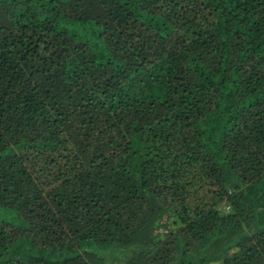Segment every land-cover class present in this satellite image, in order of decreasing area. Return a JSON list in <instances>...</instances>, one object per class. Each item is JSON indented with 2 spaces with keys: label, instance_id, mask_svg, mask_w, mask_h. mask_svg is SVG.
<instances>
[{
  "label": "trees",
  "instance_id": "1",
  "mask_svg": "<svg viewBox=\"0 0 264 264\" xmlns=\"http://www.w3.org/2000/svg\"><path fill=\"white\" fill-rule=\"evenodd\" d=\"M0 207V264H264V0H0Z\"/></svg>",
  "mask_w": 264,
  "mask_h": 264
},
{
  "label": "rangeland",
  "instance_id": "2",
  "mask_svg": "<svg viewBox=\"0 0 264 264\" xmlns=\"http://www.w3.org/2000/svg\"><path fill=\"white\" fill-rule=\"evenodd\" d=\"M0 219L10 221L13 224L19 226H25L26 221L15 211V208L0 207ZM98 249V248H92ZM95 251V250H94ZM101 256H103L104 261L115 260L119 263H123L125 259L129 256L128 248H120L116 246H110L107 248L99 249ZM207 264H222L220 260H213L207 262Z\"/></svg>",
  "mask_w": 264,
  "mask_h": 264
},
{
  "label": "built area",
  "instance_id": "3",
  "mask_svg": "<svg viewBox=\"0 0 264 264\" xmlns=\"http://www.w3.org/2000/svg\"><path fill=\"white\" fill-rule=\"evenodd\" d=\"M225 208H227V206H225ZM158 230H159V231H165V228H163V227H159Z\"/></svg>",
  "mask_w": 264,
  "mask_h": 264
}]
</instances>
